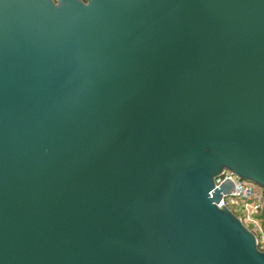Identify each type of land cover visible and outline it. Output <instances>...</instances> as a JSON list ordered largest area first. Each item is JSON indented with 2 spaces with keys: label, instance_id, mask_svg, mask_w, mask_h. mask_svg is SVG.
I'll return each mask as SVG.
<instances>
[{
  "label": "water",
  "instance_id": "95a60500",
  "mask_svg": "<svg viewBox=\"0 0 264 264\" xmlns=\"http://www.w3.org/2000/svg\"><path fill=\"white\" fill-rule=\"evenodd\" d=\"M264 0H0V264H264Z\"/></svg>",
  "mask_w": 264,
  "mask_h": 264
},
{
  "label": "built area",
  "instance_id": "2783aa9c",
  "mask_svg": "<svg viewBox=\"0 0 264 264\" xmlns=\"http://www.w3.org/2000/svg\"><path fill=\"white\" fill-rule=\"evenodd\" d=\"M227 180L235 187V193L225 198L221 205L227 206L243 225L256 237L259 250L264 251V191L257 185L240 181L232 172L226 171L222 178L216 181L217 186Z\"/></svg>",
  "mask_w": 264,
  "mask_h": 264
},
{
  "label": "trees",
  "instance_id": "16d2710c",
  "mask_svg": "<svg viewBox=\"0 0 264 264\" xmlns=\"http://www.w3.org/2000/svg\"><path fill=\"white\" fill-rule=\"evenodd\" d=\"M262 219H263V221H264V214H263V216H262Z\"/></svg>",
  "mask_w": 264,
  "mask_h": 264
}]
</instances>
